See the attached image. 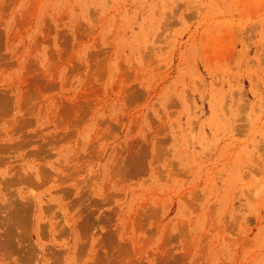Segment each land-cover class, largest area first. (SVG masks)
I'll return each instance as SVG.
<instances>
[{
  "label": "rangeland",
  "instance_id": "374dc122",
  "mask_svg": "<svg viewBox=\"0 0 264 264\" xmlns=\"http://www.w3.org/2000/svg\"><path fill=\"white\" fill-rule=\"evenodd\" d=\"M0 264H264V0H0Z\"/></svg>",
  "mask_w": 264,
  "mask_h": 264
}]
</instances>
